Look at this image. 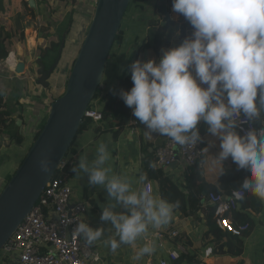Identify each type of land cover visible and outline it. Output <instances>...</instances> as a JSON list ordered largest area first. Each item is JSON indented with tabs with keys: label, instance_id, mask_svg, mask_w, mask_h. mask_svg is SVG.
Masks as SVG:
<instances>
[{
	"label": "clouds",
	"instance_id": "1",
	"mask_svg": "<svg viewBox=\"0 0 264 264\" xmlns=\"http://www.w3.org/2000/svg\"><path fill=\"white\" fill-rule=\"evenodd\" d=\"M172 11L189 22L191 34L162 50L159 62L135 60L130 66L133 86L120 90V98L149 134L181 146L201 142L199 124H206L220 141L215 160L224 164L231 158L238 169L247 170L250 176L240 188L264 201V0H172ZM241 115L262 126L241 135ZM110 158L108 144L101 142L95 157L80 156L72 171L106 189L108 203L100 219L115 230L118 239L106 241L115 251L134 243L150 225L167 224L178 202L157 198L147 188L135 190L132 180L106 166ZM39 164L42 172L51 171L47 155ZM74 231L91 244L104 228L80 222ZM154 250L146 243L137 258Z\"/></svg>",
	"mask_w": 264,
	"mask_h": 264
},
{
	"label": "crops",
	"instance_id": "2",
	"mask_svg": "<svg viewBox=\"0 0 264 264\" xmlns=\"http://www.w3.org/2000/svg\"><path fill=\"white\" fill-rule=\"evenodd\" d=\"M25 1L29 2L30 0H0V44L2 41H6L5 49L11 54L6 61H0L2 110L9 114V119L6 122L8 129L6 131L0 130V143L4 139L5 144H8L0 151V180L3 181L15 172V166L23 157L25 158L28 152L25 153L23 145L16 144L12 135L18 133L20 136L28 134V138L31 136L29 121L37 114L34 110L43 107L39 101H42L41 97L45 91L37 84V76H33L31 71L37 58L52 44L43 45L44 38L41 39L36 35L38 34L36 22L41 24L42 19H45L43 17L44 8L41 3L43 0H35L37 6L34 10V17L27 14ZM159 1L149 0L143 4L133 5L125 15L121 27L123 42L113 47L107 62L102 82L105 87L104 94L109 92L119 82L120 78H128L132 82L130 66L135 60L156 59L159 62L162 50L179 45L191 34L189 23H185L179 14L173 12L172 6L168 18L156 12ZM19 20H22L21 25ZM169 21L172 26L165 34L164 44H155L157 30L166 26ZM30 30L32 34L29 33ZM22 32L24 39H20ZM38 47L42 48L38 49ZM63 50H61L62 54ZM12 56H14V60ZM12 60L13 62H11ZM21 61L26 62L27 74L24 76L13 73V68ZM10 65L13 66L10 67ZM66 70L68 69H65V73ZM65 73L63 71V77ZM53 75L55 77V74ZM52 77L49 79L50 85ZM64 78L67 82V77ZM100 100L101 98L96 102L99 109L102 108ZM19 119L23 120L22 129L17 126ZM126 123L125 128L118 134L117 138L114 137V134L119 132L118 127L115 126L116 122L107 120L99 124L91 123L86 131L77 136L68 156L69 180L73 190L72 202L86 204L88 206V224L94 228H104L101 238L91 243L101 258L102 264H149L152 261L154 264H160L163 260L168 264H186L189 262L196 264H264V201L248 192L247 198L250 201L247 204L248 207L242 204L238 211L244 215L248 221L246 223L250 227V230L240 238L243 243V253L239 256L229 249L228 244L232 238L221 231L214 221L215 226L209 225L212 209L206 200L209 192L228 195L232 190L240 188L248 175L245 169H238L231 158L224 161V164L215 160V155L220 151V141L207 132V125L203 122L199 124V129L205 145L202 156L203 165L199 170H201V177L208 185L209 192H202V202L197 212L191 214L188 211L187 214H184L174 208L167 224L159 228H153L150 225L148 232L134 243L122 244L115 251L110 248L106 241L111 238L118 239V237H116L115 230L111 229L110 222H104L100 219L102 207L108 203L107 191L101 186L90 185L87 175H76L72 168L82 155H86L89 160L93 159L98 144L105 142L111 152V158L106 166L111 167L114 173L132 180L135 190H141L151 185L152 194L157 198H162L158 179L146 177L144 181H141L140 177H145L142 174L143 161L146 158L145 151L148 154H153L157 148L164 147L167 136L149 134L140 122L137 127H130L128 125L129 120ZM256 124L258 128L262 126L259 121ZM2 131L4 133H1ZM27 140L22 143L30 148V140ZM152 168L162 172L164 177L176 187L178 192L174 196H178V193L185 195L188 193L186 189L187 173L181 162L173 164L167 169H156L153 164ZM118 210L122 211L123 209ZM236 213L233 212L228 215L234 225L233 214ZM173 231L179 233L175 240L176 244L168 240ZM157 233H160L162 238L155 237ZM146 243L153 245L154 252L137 258L139 250ZM178 244L183 246V251H180L182 256L179 261L173 262L168 258V255L173 249H177ZM208 247H213L214 252L210 257H205V250ZM0 264L18 263L16 259H5L0 256Z\"/></svg>",
	"mask_w": 264,
	"mask_h": 264
},
{
	"label": "water",
	"instance_id": "3",
	"mask_svg": "<svg viewBox=\"0 0 264 264\" xmlns=\"http://www.w3.org/2000/svg\"><path fill=\"white\" fill-rule=\"evenodd\" d=\"M130 3L131 0H97L92 22L67 79L64 94L52 102L42 131L0 193V251L37 204L77 138L86 111L103 82L108 59ZM29 6L35 9V0H30ZM51 49L52 46L45 49L36 60V81L45 88L50 87L49 79L59 64L57 61L49 71L46 70L43 61ZM13 73L26 75V62H18ZM22 124L23 120L19 119L17 126L22 129ZM1 141L0 151L8 146L4 139ZM42 155H47L52 161L48 173L40 169ZM176 160H179L178 156Z\"/></svg>",
	"mask_w": 264,
	"mask_h": 264
},
{
	"label": "built area",
	"instance_id": "4",
	"mask_svg": "<svg viewBox=\"0 0 264 264\" xmlns=\"http://www.w3.org/2000/svg\"><path fill=\"white\" fill-rule=\"evenodd\" d=\"M179 16L185 23H189L182 15ZM12 66L10 65V67ZM104 90L105 87L101 84L97 99L92 102L85 114V118L95 124L105 121L102 112L97 107L98 104H96L104 95ZM240 122V128L237 131L241 135H244L250 127L259 129L257 121L249 122L243 115L240 117ZM128 125L130 127L139 125V121L132 114V109H130ZM204 145L203 137L201 142L183 146L167 137L164 147L155 150L153 167L167 169L176 162H181L188 175L193 168L202 167ZM177 156L179 157L178 161L176 160ZM146 188L152 194V186L149 185ZM72 197L73 190L69 180L67 157L60 164L55 176L45 188L43 195L30 214L0 251V256L5 259H16L18 264H102L93 245L89 244L82 234L74 231L78 223H88V206L83 203H73ZM245 197L246 191L241 188L232 190L228 195L223 193L208 195V204L214 209L215 222L221 231L239 238L249 231V224L236 226L228 218L230 213L238 212L241 209ZM178 236L179 233L173 231L168 240L176 244L175 240ZM155 237L162 238V235L157 233ZM180 251H183V246L178 244L177 249H173L168 258L173 262L179 261L182 256ZM213 252L214 248L208 247L205 250V257H210ZM149 264L154 263L152 261ZM160 264L168 263L163 260Z\"/></svg>",
	"mask_w": 264,
	"mask_h": 264
},
{
	"label": "trees",
	"instance_id": "5",
	"mask_svg": "<svg viewBox=\"0 0 264 264\" xmlns=\"http://www.w3.org/2000/svg\"><path fill=\"white\" fill-rule=\"evenodd\" d=\"M62 1L65 2V0H62ZM148 1L149 0H131L129 9L133 5L143 4V3H146ZM44 2L45 1H42L41 3H44ZM73 2H75V1H73ZM25 5H26L25 7H26L27 14L34 17V10L30 8L29 3L27 1H25ZM171 6H172V0H160L158 5H157L156 12L158 14H160L161 16L168 18L170 16ZM129 9H128V11H129ZM75 15H76V11L74 12V10H72V12L70 13L71 17L68 19L65 27L64 26L62 27V28H65L64 32L66 35V39H67L68 35L70 34L72 27L74 26ZM171 26H172V23L169 21L166 24V26L161 27L157 30L156 36H155V44H157V45L164 44L165 34ZM42 32L45 33L43 35V38L45 40H49V36H47L48 32H49L48 27L42 29ZM20 39H24V33L23 32L20 34ZM66 39L65 40L63 39V41L61 40L60 43H52L51 44L52 49L49 51L46 58H49V60H50V56H51L53 59H52L50 65L48 67L44 63L45 59L43 61V63L46 66L47 71H49L56 64L57 61H59V59L61 57L60 51H61L62 47L65 46ZM183 39H184V33H183ZM5 42L6 41H2L0 44V61H6L11 55L5 49ZM122 42H123V32H122V30H120L117 37H116L114 46L119 45ZM108 61H109V59H108ZM74 62H75V60H73V62L71 64L72 66L70 68V71L72 70ZM132 86H133V84L130 81V79L120 78L119 82L117 84H115V86H113V88L109 92L104 94L100 100V103L102 105V108L100 109V111L102 112L104 120L116 122L115 126H117L119 129V132L114 134L115 138H117L118 134H120L121 131L125 128V126L127 124L126 122L129 120V115H130V108L127 107L125 105L124 101L120 98L119 92L122 89L123 90H130ZM49 96H51L52 102H54L57 98L60 97L58 95L56 96V94H54V92H52L51 90H50ZM97 97L98 96L96 95L94 100H96ZM1 100H3V98H0V130L4 129L6 131L8 129V126H6V122H7V119H9V114L7 111L2 110ZM91 123H92L91 120L85 118L80 129H79V131H78V135L83 133L84 131H86V129L91 125ZM43 127H42V129H43ZM42 129H39V131L37 132V134L34 138V141L38 137V135L40 134ZM1 133H4V131H2ZM12 136L15 139L17 145L22 144V142H23L22 136L18 135V133L13 134ZM73 144H72V146H73ZM71 151H72V147L70 148L68 154L66 155V158L70 155ZM146 152L147 151H145L146 158L143 161L142 174L145 175V177H147V178L154 177V178L158 179V181L160 183L161 197L163 199H166L170 203H173V204H176V202H178V206L175 207L176 210H179L184 214H187L188 211H190L191 214L196 213L198 208L200 207L201 202H202V198H201L202 192L203 191L209 192L208 185L205 183L204 179L201 177V170H199L198 167L193 168L190 171V173L187 175V187H186V189H187L188 193L186 195L183 193H178V196H174L176 194V192H178L176 187L166 177H164L162 172L155 171L152 168V164L155 161V152L153 154H148ZM245 172L247 175L249 174L247 170ZM12 176H13V174L7 177L6 184H8V182L11 180ZM209 194H210V192H209ZM208 195H207V199H206L207 201H208ZM247 197H248V191H246V197H245V200L243 201V204L245 207H248L247 204H248V202H250ZM233 216H234L233 220H234V223L236 226H238L240 224L243 225L244 223L248 222L246 220V218H244V215L240 214V212L233 214ZM213 221L215 222L214 209L212 208L210 216H209V225L215 226ZM216 228L217 227H215V229ZM217 230L220 232V230L218 228H217ZM225 234H227V236L232 238V240H230L229 244H228L229 249L231 251H233L235 255H237V256L241 255L243 253L242 240H240L239 237H236L230 233L225 232ZM218 238H220V237H218Z\"/></svg>",
	"mask_w": 264,
	"mask_h": 264
},
{
	"label": "rangeland",
	"instance_id": "6",
	"mask_svg": "<svg viewBox=\"0 0 264 264\" xmlns=\"http://www.w3.org/2000/svg\"><path fill=\"white\" fill-rule=\"evenodd\" d=\"M43 1H45L44 3H42L43 8H44L43 17H45V19H42V23H41L42 25L36 22L37 29H38V32H37L38 34L36 35L41 37V39L43 35L45 34L42 32V29L48 27V30H49L48 35H47L49 36V40L43 39L45 41L43 45L50 44V43H60L61 40L62 41L63 39L65 40L66 39V35L64 32L65 28H62V27L63 26L65 27L68 19L71 17L70 13L72 12V10H74V12L76 11V15L74 17L75 19L74 26L72 27L70 34L68 35L65 41V46H64L65 49L63 50V54L60 51V55L61 54L62 55H61V59L59 60L58 68L56 69L54 73L55 77L53 75L51 79L50 87L45 88L41 86L42 89H45V91H43L44 94L41 97L42 101H39L41 102L40 104L43 107H41L42 108L41 111H40L41 108L34 110L37 114L36 116H33L31 120L29 121L30 123L29 128H31V132H30L31 136H29L28 138V134H26L25 136L22 135L23 141L27 139H28L27 141L30 140L29 141V143H31V145H29L30 147L32 146L34 142V138L37 132L39 131V129H42V127L46 123L45 120L47 119L46 117L48 116V113L50 111V106L52 104L51 96H49L50 90L54 92L56 96L58 95L60 97L65 92L66 80L64 77H67L68 79L70 75V72H71L70 68L72 66L71 64L73 60L76 59L78 52L82 46L84 37L92 22L91 20L94 16L95 7L97 4V0H65V2L62 0H43ZM21 21L19 20L20 25H21ZM29 33H31V30ZM40 33H41V36H40ZM39 48H42V47H38V49ZM52 59L53 58L51 56H50V60L49 58H45L44 63L46 64L47 67L50 65ZM65 69H68L66 70V73H65ZM36 71H37V65L35 61V63L33 64V70L31 71L33 76H36ZM63 71L65 73L64 77H63ZM22 145L26 153L29 147H26L23 143L20 144V146ZM23 158L15 166V171L21 165ZM14 173L15 172H13V174ZM5 185H6V180L4 181L0 180V193L2 189L5 187Z\"/></svg>",
	"mask_w": 264,
	"mask_h": 264
},
{
	"label": "bare ground",
	"instance_id": "7",
	"mask_svg": "<svg viewBox=\"0 0 264 264\" xmlns=\"http://www.w3.org/2000/svg\"><path fill=\"white\" fill-rule=\"evenodd\" d=\"M12 59L14 60V56H12ZM13 60L11 62H13Z\"/></svg>",
	"mask_w": 264,
	"mask_h": 264
}]
</instances>
